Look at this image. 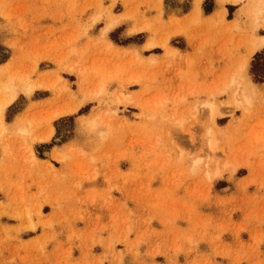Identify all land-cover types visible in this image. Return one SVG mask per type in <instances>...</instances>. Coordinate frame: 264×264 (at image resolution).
Returning <instances> with one entry per match:
<instances>
[{
	"label": "rangeland",
	"instance_id": "obj_1",
	"mask_svg": "<svg viewBox=\"0 0 264 264\" xmlns=\"http://www.w3.org/2000/svg\"><path fill=\"white\" fill-rule=\"evenodd\" d=\"M195 1L0 0V264H264V49L236 106L250 0Z\"/></svg>",
	"mask_w": 264,
	"mask_h": 264
},
{
	"label": "bare ground",
	"instance_id": "obj_2",
	"mask_svg": "<svg viewBox=\"0 0 264 264\" xmlns=\"http://www.w3.org/2000/svg\"><path fill=\"white\" fill-rule=\"evenodd\" d=\"M226 1L238 2L240 0H224L223 2ZM199 3L200 0L196 2L197 10L199 9ZM222 12L223 13L225 12L224 9H222ZM247 12L252 18L253 41L249 45L248 52L246 54L247 57L241 65L242 86L240 87L239 91H232L231 93L232 101L236 106H240V105L250 106L253 104L255 100V95H254L255 84L246 75L245 71L249 66L250 58L259 50L264 49V35L259 34V30L261 28L260 23L262 22V25L264 26V0H250L247 8ZM32 88L33 86L30 85L28 91H31ZM16 93L17 92H11L4 96V99L0 102V112H2L3 109L14 100V98L16 97ZM212 108L215 109L216 111L218 110L216 107L215 108L212 107ZM213 109H212V113L215 111ZM217 112H219V110ZM208 143L211 150H213L215 145L213 137L210 139V141L208 140Z\"/></svg>",
	"mask_w": 264,
	"mask_h": 264
},
{
	"label": "crops",
	"instance_id": "obj_3",
	"mask_svg": "<svg viewBox=\"0 0 264 264\" xmlns=\"http://www.w3.org/2000/svg\"><path fill=\"white\" fill-rule=\"evenodd\" d=\"M198 0H196L195 1V5H194V8H193V15L194 16H202L203 15V13L205 14V15H210L209 17H210V19H212V20H217V16L220 14V13H222L223 15H225L226 16V14H228V7H231L232 5H230V4H233V6H234V4H238V3H236V2H231V1H226V2H224V3H221L219 0H217L218 1V5H217V2H216V0H212L213 2H212V5H210V7H209V9H205L204 7H203V4H204V2H206L207 0H200V3H199V9L197 10V5H196V2H197ZM226 3H230L229 5H227L228 7H225L224 5L226 4ZM202 8H203V10H202ZM222 9H224V13L222 12ZM239 14L237 13V15H236V19H237V16H238ZM236 19H234V21L236 20ZM233 21V22H234ZM234 25V24H233ZM149 42V41H148ZM147 42V43H148ZM144 44V43H143Z\"/></svg>",
	"mask_w": 264,
	"mask_h": 264
},
{
	"label": "trees",
	"instance_id": "obj_4",
	"mask_svg": "<svg viewBox=\"0 0 264 264\" xmlns=\"http://www.w3.org/2000/svg\"><path fill=\"white\" fill-rule=\"evenodd\" d=\"M264 58V53L257 54L254 61L252 62L251 73L254 75V79L258 82L264 81V67L262 59Z\"/></svg>",
	"mask_w": 264,
	"mask_h": 264
}]
</instances>
